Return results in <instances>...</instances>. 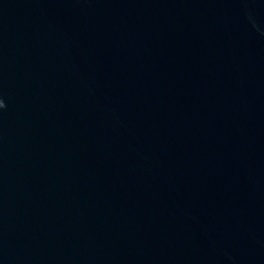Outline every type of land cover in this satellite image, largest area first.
Returning <instances> with one entry per match:
<instances>
[{
    "label": "water",
    "instance_id": "1",
    "mask_svg": "<svg viewBox=\"0 0 264 264\" xmlns=\"http://www.w3.org/2000/svg\"><path fill=\"white\" fill-rule=\"evenodd\" d=\"M0 264H264V0H0Z\"/></svg>",
    "mask_w": 264,
    "mask_h": 264
}]
</instances>
